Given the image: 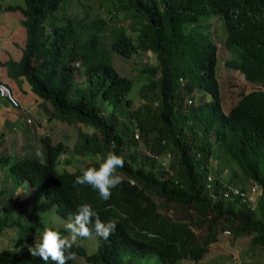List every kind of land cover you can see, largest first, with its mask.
<instances>
[{
  "label": "trees",
  "instance_id": "1",
  "mask_svg": "<svg viewBox=\"0 0 264 264\" xmlns=\"http://www.w3.org/2000/svg\"><path fill=\"white\" fill-rule=\"evenodd\" d=\"M71 1L77 11H69ZM107 5V12H119L125 22L108 28L90 0L0 4V10L21 13L25 33L19 58L0 61L6 75L15 81L23 76L45 110L48 101L50 114L81 122L90 131L74 143L72 152L84 160L70 170L59 165L66 151L61 140L41 136V160L3 151L0 138V176L10 184L9 190L0 187V233L8 228L15 247L26 243L9 250L0 242V264H45L30 254L25 232L45 227L24 221L36 191L54 203L57 215L67 217L88 203L103 221L117 222L109 238L96 237L94 252L73 247L86 264H133L150 252L158 264L196 260L224 230L230 242L247 237L251 246L264 249V0H108ZM208 14L222 19V45L232 53L222 64L241 79L230 84L240 83L236 101H225V86L221 92L228 112L220 104L218 45L196 27ZM108 48L124 57L154 53L153 64L141 68L139 105L126 96L132 81L112 66ZM81 64L82 83H77ZM195 90L210 99L196 98ZM1 103L8 104L0 96ZM8 106L13 112L21 108ZM109 151L124 159L117 169L124 179L111 198L101 199L88 185L74 187L80 169L98 167L95 157ZM244 181L256 185L252 204L240 194L223 195L228 186L247 192ZM15 189L20 192L14 200Z\"/></svg>",
  "mask_w": 264,
  "mask_h": 264
},
{
  "label": "rangeland",
  "instance_id": "2",
  "mask_svg": "<svg viewBox=\"0 0 264 264\" xmlns=\"http://www.w3.org/2000/svg\"><path fill=\"white\" fill-rule=\"evenodd\" d=\"M92 3H97V8L106 20L107 27L109 28L113 24L124 23L125 19L121 17L119 12H107L108 0H90ZM64 1L63 3H65ZM1 5L6 4H23V0H0ZM61 6V5H60ZM60 8V7H59ZM58 8V10H59ZM57 10V13H58ZM64 10L67 11V6ZM69 11H77L75 3L71 1L69 3ZM68 12V11H67ZM22 15L17 10H0V61L5 60L7 57L18 59L21 54V49L24 44V27L20 20ZM196 27L201 32L212 38L218 45L216 49L215 70L217 72L219 97L221 108L224 112H228L230 105L226 102L228 100L236 101V91L240 88L241 79L238 74H235L233 70L226 66H223V61L232 56L229 49L222 45L225 37V30L222 19L216 14L201 15L197 22ZM108 34L104 33L105 46H108ZM235 51V49H232ZM108 58L112 66L116 71L131 79L132 83L126 96L130 98L133 106L139 105L142 99L138 92V87L144 79L141 68L152 65L155 55L151 51H137L132 53L129 57H124L108 48ZM84 71V65H80L76 70L75 80L77 83H82V75L79 74ZM0 73H6L3 65L0 64ZM3 79V74H1ZM0 79V80H2ZM18 81V82H16ZM11 81L10 88H14L15 98L20 104L19 110L13 112L8 104H0V138L3 143L1 149L3 151L9 150L11 155H35L41 160L44 159V147L40 141L41 136H48L52 142L61 140L65 144L66 151L63 159H60L59 165L65 166L68 170L74 169L82 164L84 158L81 154L73 153L74 143L81 139L83 134L89 133V129L81 122L75 120H64L57 116L50 114L52 106L48 101L43 104L46 110L40 104V100L35 93L30 90V85L23 76L19 77V80ZM6 82V81H4ZM240 82L236 86H230ZM7 83V82H6ZM220 84V85H219ZM224 86L226 87L224 91ZM232 87V88H231ZM229 89H233L234 93L228 92ZM245 89V88H242ZM225 92V101H223L221 92ZM193 95L198 98L202 97L203 100L210 99V95L206 92L195 90ZM232 97H228L231 96ZM234 95V96H233ZM36 96L37 99L33 101L32 97ZM186 96V95H185ZM30 101V103L27 102ZM39 100V101H38ZM32 101V102H31ZM106 110H110V105H105ZM28 111V112H27ZM29 117V121L26 120ZM62 157V155H60ZM68 159L69 162L65 164L63 161ZM161 158V157H160ZM164 160V159H163ZM234 162V161H232ZM235 163V162H234ZM211 164L215 165V159H211ZM237 171H241L237 168ZM223 170L221 171V173ZM239 173V174H240ZM1 175V171H0ZM241 177L243 175L240 174ZM251 185V184H250ZM249 182L244 181V187L246 191H249ZM9 181L6 178L3 179L0 176V187H7L9 190ZM24 189V186L21 187ZM28 187H26L27 189ZM29 189V188H28ZM20 190L15 189L11 192L12 199L15 200V196ZM28 197H31V191L28 192ZM37 198L35 201H30V213L24 217L26 222H41L44 226H51L57 231H60L62 235L67 234L64 229V224L67 222L68 217L57 215L53 208L54 203L45 199L43 195L36 191ZM253 197V195H252ZM254 200L250 201V204ZM2 203V202H0ZM12 203H9L11 205ZM44 228V227H43ZM43 228L34 227L29 231H25L27 234V244L34 245L36 236L42 232ZM216 239L209 242L208 247L204 251L201 258L193 260H179L172 264H264V249L251 246L247 237H236L230 242L231 235L224 231L219 232ZM13 234H10L8 228H4L0 233V242L4 244V248L21 249L26 243L17 244L15 247L14 239H11ZM11 237V238H10ZM80 245L84 248L86 253H92L96 250L97 239L93 236L91 239H84L80 242ZM125 256L123 257V259ZM71 264H86L82 255L76 253V260L71 261ZM133 264H158V260L153 252H150L146 256L138 257L134 260Z\"/></svg>",
  "mask_w": 264,
  "mask_h": 264
},
{
  "label": "clouds",
  "instance_id": "3",
  "mask_svg": "<svg viewBox=\"0 0 264 264\" xmlns=\"http://www.w3.org/2000/svg\"><path fill=\"white\" fill-rule=\"evenodd\" d=\"M95 161L98 167L81 168V175L75 177L73 186L88 185L107 201L111 198V190L123 182L124 178L117 169L123 168L124 159L115 151H109L104 156H96ZM64 229L67 234L62 235L60 231L45 226L36 236L34 245L29 246L30 254L45 264L49 260L53 264H68L76 260V253L72 251L74 246L78 247L82 240L93 236L109 238L116 231L117 222L114 219L103 221L90 204L81 203L69 215Z\"/></svg>",
  "mask_w": 264,
  "mask_h": 264
},
{
  "label": "built area",
  "instance_id": "4",
  "mask_svg": "<svg viewBox=\"0 0 264 264\" xmlns=\"http://www.w3.org/2000/svg\"><path fill=\"white\" fill-rule=\"evenodd\" d=\"M0 96L2 98H4L7 101V103L10 104L11 106H18V104H19L17 99L15 98V96L11 93L9 86L2 81H0ZM188 101H189V99H188ZM26 120L29 121L30 120L29 117H26ZM165 161H166V158H162V162H165ZM255 187H256L255 184H251L249 187V191L243 192L236 186H228L227 187L228 189L224 190L223 195L225 196L229 193L240 194L243 196V198L251 201L253 193L256 192ZM229 190H230V192H228ZM224 232L226 233L227 230H224Z\"/></svg>",
  "mask_w": 264,
  "mask_h": 264
},
{
  "label": "crops",
  "instance_id": "5",
  "mask_svg": "<svg viewBox=\"0 0 264 264\" xmlns=\"http://www.w3.org/2000/svg\"><path fill=\"white\" fill-rule=\"evenodd\" d=\"M1 74H3V79H2ZM0 79H2L3 81H6L8 84H12L11 81H13V78L8 77V76L6 75V73H5V74H4V73H0ZM12 89L15 90L14 88H12ZM38 98H39V97H38ZM32 99H33V101H35V99H37V98H36V96H34V98L32 97ZM39 99H40V98H39ZM38 101H39V100H38ZM27 102L30 103L29 100H27ZM31 102H32V101H31ZM183 260H186V259H183Z\"/></svg>",
  "mask_w": 264,
  "mask_h": 264
}]
</instances>
